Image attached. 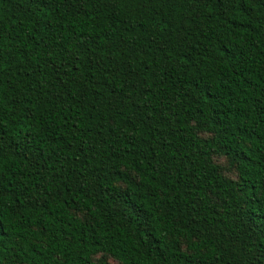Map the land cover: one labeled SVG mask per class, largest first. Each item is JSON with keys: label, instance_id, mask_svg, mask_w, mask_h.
<instances>
[{"label": "trees", "instance_id": "16d2710c", "mask_svg": "<svg viewBox=\"0 0 264 264\" xmlns=\"http://www.w3.org/2000/svg\"><path fill=\"white\" fill-rule=\"evenodd\" d=\"M0 264H264V0H0Z\"/></svg>", "mask_w": 264, "mask_h": 264}, {"label": "snow or ice", "instance_id": "6c2138e0", "mask_svg": "<svg viewBox=\"0 0 264 264\" xmlns=\"http://www.w3.org/2000/svg\"><path fill=\"white\" fill-rule=\"evenodd\" d=\"M236 3L242 5L243 3H245V0H236ZM2 228H3V220L2 218H0V229ZM262 255H264V252H262Z\"/></svg>", "mask_w": 264, "mask_h": 264}]
</instances>
